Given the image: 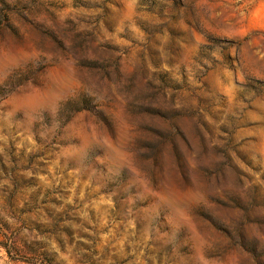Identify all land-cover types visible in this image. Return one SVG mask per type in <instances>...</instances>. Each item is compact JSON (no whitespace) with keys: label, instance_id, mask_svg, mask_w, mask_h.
<instances>
[{"label":"rangeland","instance_id":"374dc122","mask_svg":"<svg viewBox=\"0 0 264 264\" xmlns=\"http://www.w3.org/2000/svg\"><path fill=\"white\" fill-rule=\"evenodd\" d=\"M0 264H264V0H0Z\"/></svg>","mask_w":264,"mask_h":264},{"label":"snow or ice","instance_id":"6c2138e0","mask_svg":"<svg viewBox=\"0 0 264 264\" xmlns=\"http://www.w3.org/2000/svg\"><path fill=\"white\" fill-rule=\"evenodd\" d=\"M161 193L162 194L160 195L153 194L155 202H156V207H170L171 205H170V201L168 198V189L162 188ZM173 221L177 225H181V226L188 224V221L186 220V218H184L183 213L180 212L178 209L175 210Z\"/></svg>","mask_w":264,"mask_h":264}]
</instances>
